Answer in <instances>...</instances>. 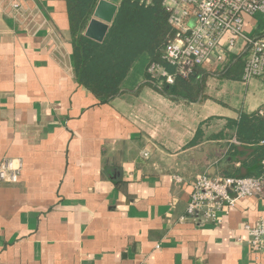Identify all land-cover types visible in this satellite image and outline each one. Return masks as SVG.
<instances>
[{
	"label": "crops",
	"instance_id": "obj_1",
	"mask_svg": "<svg viewBox=\"0 0 264 264\" xmlns=\"http://www.w3.org/2000/svg\"><path fill=\"white\" fill-rule=\"evenodd\" d=\"M201 68L192 96L143 78L100 102L75 74L67 0H0V164L23 165L0 182V264H262L244 228L262 198L182 219L198 174L242 169L227 121L264 110V76ZM202 124L228 138L189 147Z\"/></svg>",
	"mask_w": 264,
	"mask_h": 264
},
{
	"label": "built area",
	"instance_id": "obj_2",
	"mask_svg": "<svg viewBox=\"0 0 264 264\" xmlns=\"http://www.w3.org/2000/svg\"><path fill=\"white\" fill-rule=\"evenodd\" d=\"M150 0H147L149 2ZM169 11L173 34L164 48L161 61L148 68V83L164 92L175 86L178 77L187 78L196 66H203L212 56L218 66L244 59L242 80L246 83L264 76V32H256L253 17H264V0H164ZM227 68V69H228ZM264 118V110H260ZM145 157L149 156L144 152ZM264 166V161H263ZM22 161L5 158L0 164V182L17 183ZM177 182L182 178L176 176ZM259 197L264 201V175L235 177L198 174L187 205L188 217L201 216L221 220L241 200ZM252 252L264 264V213L254 223H246Z\"/></svg>",
	"mask_w": 264,
	"mask_h": 264
},
{
	"label": "trees",
	"instance_id": "obj_3",
	"mask_svg": "<svg viewBox=\"0 0 264 264\" xmlns=\"http://www.w3.org/2000/svg\"><path fill=\"white\" fill-rule=\"evenodd\" d=\"M98 1L67 0V9L74 45L75 74L100 102H108L124 88H134L141 79H149L148 68L152 62L162 60L173 31L164 0H121L105 40L97 42L86 37L84 32ZM253 20L260 21L256 32H264V17L256 15ZM243 68L244 59L233 61L225 73L226 77L233 81L241 80ZM202 75L203 68L196 66L187 78L178 77L176 91L183 90L192 96L195 89L202 86L205 76ZM203 124L188 143L189 147L205 139L228 138V134L222 133L207 135ZM226 127L233 129L238 142L228 148L229 166L236 159H241L242 169L227 171L225 175L247 177L264 173V119L259 112H243L238 120H228ZM248 168L255 170L250 173Z\"/></svg>",
	"mask_w": 264,
	"mask_h": 264
},
{
	"label": "water",
	"instance_id": "obj_4",
	"mask_svg": "<svg viewBox=\"0 0 264 264\" xmlns=\"http://www.w3.org/2000/svg\"><path fill=\"white\" fill-rule=\"evenodd\" d=\"M121 0H99L84 35L97 42H103L118 12Z\"/></svg>",
	"mask_w": 264,
	"mask_h": 264
},
{
	"label": "rangeland",
	"instance_id": "obj_5",
	"mask_svg": "<svg viewBox=\"0 0 264 264\" xmlns=\"http://www.w3.org/2000/svg\"><path fill=\"white\" fill-rule=\"evenodd\" d=\"M261 16H262V15H261ZM253 22H254L255 26H256V24H258V25H259V23H260V21H259V20H253ZM255 28H257V27H255Z\"/></svg>",
	"mask_w": 264,
	"mask_h": 264
}]
</instances>
